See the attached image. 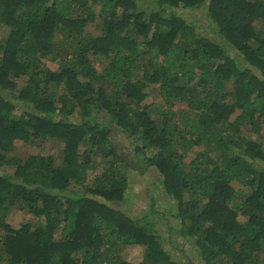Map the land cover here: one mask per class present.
<instances>
[{"label":"trees","instance_id":"obj_1","mask_svg":"<svg viewBox=\"0 0 264 264\" xmlns=\"http://www.w3.org/2000/svg\"><path fill=\"white\" fill-rule=\"evenodd\" d=\"M178 8H204L241 59ZM0 25V264H134L129 245L139 264H264V0H0ZM17 140L62 142V161ZM129 167L156 169L175 209L121 210Z\"/></svg>","mask_w":264,"mask_h":264},{"label":"rangeland","instance_id":"obj_2","mask_svg":"<svg viewBox=\"0 0 264 264\" xmlns=\"http://www.w3.org/2000/svg\"><path fill=\"white\" fill-rule=\"evenodd\" d=\"M143 7L149 10L157 9L154 3H144ZM175 11L180 13L188 20H193L194 25L197 28L196 30H198V32L207 36H215L217 41L224 46L227 54L231 55L232 57L241 59L239 53L231 45L226 43L225 40H223L222 38H218V36L215 35L216 28L207 19L204 8H199L197 10H192V11H186L184 9L178 8L175 9ZM96 24L97 22L90 23L88 25V30L91 31L92 33H96ZM8 33H9V27L0 25V41H4L7 38ZM94 61H95L94 66L98 70H100L101 63L104 61L98 59ZM42 62L46 67L50 68L51 70L57 69L58 64L56 62H52L47 59H42ZM23 83H24L23 81L21 80L19 81V84H23ZM145 91L147 93V96L142 103L147 104L155 101H161L156 96L157 94L156 90L152 86H147ZM173 108L174 109L184 108V104L178 103ZM20 113L21 110L18 109L14 111L13 115L18 116ZM250 136L253 139H258L260 137V139L264 142V127H262L259 134L252 132ZM126 140L128 143L130 142L129 138ZM63 149H64V144L62 142L55 140H49L44 148H40L39 146L31 142H23L17 140L15 141L13 149L11 150V155H15L20 158H25L29 154H41L51 158L53 163L57 165L62 161L63 153H64ZM191 157H193V153H189L187 155L185 159L186 162H188ZM13 170H14L13 167H6L4 165L0 166V172L11 173ZM91 173L93 174V172ZM125 173L128 176V185L126 188V192L124 194V198L119 203H117L118 207L121 210H123L124 212H126L127 214L133 217H140L141 215L144 214L146 210L149 209L150 195L155 196V201H156L155 205L157 208L164 209L167 213L175 209L174 201L170 198H167L164 195L161 183L158 179L159 173L157 172L156 169L154 168L148 169L144 174H142L141 172L136 171L135 169L129 167V169L127 168ZM233 186L235 189L242 188L241 185L238 184L237 182H234ZM26 217H27V212L18 210L16 208H12L9 210L8 214L6 215L5 221L12 227H18L22 222L26 220ZM238 219L240 221H245L246 218L242 215H239ZM37 222L38 220H35L33 223L37 224ZM162 233L163 236L166 237V240H168L167 242L174 240H178V241L181 240L177 238L178 236L175 238L173 235H168L164 227H162ZM168 246L166 245L165 248L166 250H168L172 259L186 261L185 253H184L186 251L184 250H187V244H183V246L180 247V249L172 248L173 246L170 247V245ZM143 254H144V247L140 245H129L121 252V255L126 260L134 264H139L143 260ZM186 255H188V257L191 258L193 264H201L198 261L195 251L194 253L193 252H189L188 254L186 253Z\"/></svg>","mask_w":264,"mask_h":264}]
</instances>
